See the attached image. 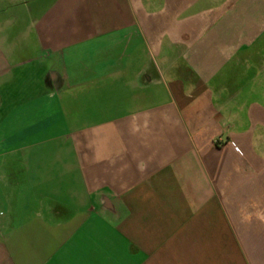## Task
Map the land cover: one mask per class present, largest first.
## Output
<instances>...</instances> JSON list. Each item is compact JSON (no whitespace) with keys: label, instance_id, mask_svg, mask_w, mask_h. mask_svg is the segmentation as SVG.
Here are the masks:
<instances>
[{"label":"crops","instance_id":"0c3cea01","mask_svg":"<svg viewBox=\"0 0 264 264\" xmlns=\"http://www.w3.org/2000/svg\"><path fill=\"white\" fill-rule=\"evenodd\" d=\"M0 264H264V0H0Z\"/></svg>","mask_w":264,"mask_h":264}]
</instances>
